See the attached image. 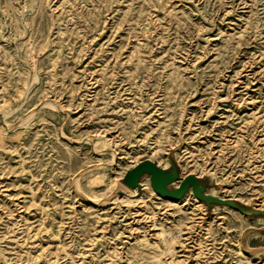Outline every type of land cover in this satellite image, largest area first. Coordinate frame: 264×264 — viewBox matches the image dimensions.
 Masks as SVG:
<instances>
[{
  "label": "rangeland",
  "instance_id": "374dc122",
  "mask_svg": "<svg viewBox=\"0 0 264 264\" xmlns=\"http://www.w3.org/2000/svg\"><path fill=\"white\" fill-rule=\"evenodd\" d=\"M148 158L264 212V0H0V264H264V215L127 193Z\"/></svg>",
  "mask_w": 264,
  "mask_h": 264
},
{
  "label": "water",
  "instance_id": "95a60500",
  "mask_svg": "<svg viewBox=\"0 0 264 264\" xmlns=\"http://www.w3.org/2000/svg\"><path fill=\"white\" fill-rule=\"evenodd\" d=\"M145 175L150 176L151 186L155 193L162 199L171 201H179L191 189L193 194L201 201L205 202L208 206L213 205H228L241 211H247L251 214L264 215L263 211L246 209L233 201H226L216 199L206 195V186L201 185L197 177L191 175L183 179L180 187L176 190H170L169 186L174 182L180 180V174L174 168L171 171H165L157 167V165L150 161H145L137 165L130 171L125 179V183L132 189L140 187V181Z\"/></svg>",
  "mask_w": 264,
  "mask_h": 264
},
{
  "label": "bare ground",
  "instance_id": "6f19581e",
  "mask_svg": "<svg viewBox=\"0 0 264 264\" xmlns=\"http://www.w3.org/2000/svg\"><path fill=\"white\" fill-rule=\"evenodd\" d=\"M113 157H114V154H113ZM145 161H150V162H153V160L152 159H150V158H148V159H146V160H144V161H140V160H138V161H136L135 162V164L133 165V167H135L136 165H138V164H140V163H142V162H145ZM161 162L162 161H158L157 163H158V166L160 167V166H164V165H166L167 163L166 162H164V163H162L161 164ZM157 166V167H158ZM193 172H186L185 174L184 173H182V176L180 177V180L179 181H177V182H174L173 184H172V187H173V189L174 190H176V189H178L179 187H180V185H181V183H182V181H183V179H185L186 177H189V176H191V174H192ZM76 186H77V188H79V181H77L76 183ZM140 186H142L144 189L146 188V189H148L149 190V192H150V194L151 195H153V192H152V190H151V188H150V183H149V178L148 177H146L145 179H143L142 180V182H141V185ZM126 191H127V193H130V194H132V195H136V193H137V190L136 189H126ZM207 196H210V197H213V198H216V199H221V200H226V201H232V200H228V199H224L223 197H221V196H218L217 195V191H215L214 190V192L213 193H211L210 195H208V194H206ZM195 196V195H194ZM192 196V195H186L184 198H182V200L180 201V202H171V201H166L167 203H169L171 206H174V207H179V208H181V205L182 206H187V205H192L193 207L194 206H196V207H199L200 209V211H202V210H204L205 209V205H203L200 201H199V199L195 196ZM191 202H190V201ZM187 201V202H186ZM190 203V204H189ZM220 206V205H219ZM223 207H222V209H224L225 211H228L229 213H235L233 210H236V211H238V213L242 216V217H248L250 214L247 212V211H241V210H238V209H235V208H233V207H231L232 209H230L229 207H228V205H222ZM263 206V205H262ZM195 207V208H196ZM257 209V208H256ZM196 210V209H195ZM259 211H262L263 209L262 208H260V209H258ZM203 212V211H202ZM197 215V214H196ZM202 216V215H201ZM199 218V217H198ZM200 219V218H199ZM248 219H249V217H248ZM259 221H262V222H264V218H259L258 219ZM200 223V222H199ZM244 229V228H243ZM243 229L241 230V232H240V234L239 235H241V233H243ZM172 245V244H171ZM239 255H241L242 257H248L249 255H247V254H245V253H243V252H241V250L239 251Z\"/></svg>",
  "mask_w": 264,
  "mask_h": 264
}]
</instances>
